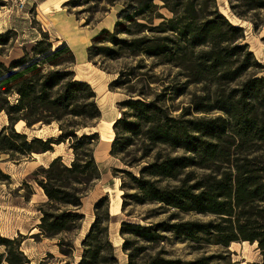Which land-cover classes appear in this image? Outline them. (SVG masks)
Listing matches in <instances>:
<instances>
[{"label":"trees","instance_id":"16d2710c","mask_svg":"<svg viewBox=\"0 0 264 264\" xmlns=\"http://www.w3.org/2000/svg\"><path fill=\"white\" fill-rule=\"evenodd\" d=\"M116 2L70 0L66 5L74 9L92 3L89 13ZM228 3L237 18L251 20L255 29L264 27V19L257 17L264 0ZM115 24L92 38L87 54L95 65L97 58L133 61L110 86L128 96L120 104L122 117L113 124L110 149L125 167L115 171L121 176L123 208L129 201L156 204L162 211L157 215L168 214L148 225L121 223L126 264H239L231 253L185 261L169 257L161 247L163 234L169 233L223 248L248 242L257 245L264 264V65L245 43L244 28L221 12L217 0H126ZM14 38L13 31L0 34V56ZM75 66L68 43L54 44L48 33L10 63L0 60V113L9 122L0 130V157L44 155L67 142L73 151L70 164L58 157L33 174L47 201L39 206L34 236L58 239L65 258L74 255L87 218L84 200L103 178L95 155L99 134L79 135L93 128L102 112L95 89L77 79ZM163 66L179 69L177 77L186 81L176 84L150 74ZM193 85H201L202 93H194L190 105L175 115L168 102ZM21 122L28 129L56 123L61 134L30 138L15 129ZM93 214L77 264H120L110 240L108 196L99 198ZM189 215L207 220H188ZM22 244L0 232V264H32Z\"/></svg>","mask_w":264,"mask_h":264},{"label":"rangeland","instance_id":"374dc122","mask_svg":"<svg viewBox=\"0 0 264 264\" xmlns=\"http://www.w3.org/2000/svg\"><path fill=\"white\" fill-rule=\"evenodd\" d=\"M45 0H0V31L5 30L9 23L19 24L23 28L25 18L32 21L31 26L46 34L43 28L50 29L49 38L54 44V37L66 36L74 45V53L77 55L76 66L73 68L77 79L92 84L97 94V101L102 112V118L93 123V128L82 129L79 135L83 133L99 134V144L96 148L95 155L97 161L103 171V178L98 182L95 190L85 198L83 212L87 218L83 224L82 232L76 237V251L72 257L65 258L60 254L58 239L35 238L38 234L37 225L40 223L41 215L39 206L47 202L43 196V192L36 184L33 174L41 167H47L50 162L58 157L63 158L64 164H70L73 159V151L70 148V142L64 143L57 147L55 145L54 152H50L40 156H30L21 159H11L9 155L0 157V232L5 238L23 240L22 251L25 252L32 264H77L81 260V241L89 230V226L94 220V206L99 198L108 196L110 199V210L113 213L114 200L120 203L119 212L113 213L110 224V240L117 247V256H119L120 264H126L127 256L121 250L123 239L120 236L121 223L128 221L133 224L148 225L154 221H161L167 218L168 214L157 215L161 213L160 205L136 204L129 201L123 208L124 192L122 191V181L119 173H115L117 169L125 168L122 163L110 155V149L114 138L113 124L122 117L120 104L128 99L122 91L111 89L110 86L117 78V72L124 68L127 64H131V59L123 58L118 61L103 60L97 58L93 62H89L87 50L92 45L93 36L101 32L104 28L113 30L119 10L125 4L126 0H117L114 6L106 3L95 6V12H87L90 4L86 7L71 9L66 5L70 0H48L40 7L38 11V3ZM24 2V8H20V3ZM221 12L230 18L235 25L244 28L246 34V44L254 52L255 57L264 65V27L255 29L251 20H241L233 15L228 0H217ZM165 15L170 14L163 10ZM256 14L249 17L256 18ZM257 17L264 19V11L258 12ZM237 19H233L232 17ZM22 22V23H20ZM78 40V47H75V41ZM17 38L9 46L5 47L0 60L10 63L22 54V48L30 47L32 43L23 44L16 42ZM152 60H146V64L151 65ZM107 70H104V69ZM179 69L170 67L157 68L150 74H156L160 80L166 79L168 82L176 84L184 83L186 80L183 76H178ZM146 73V72H145ZM150 76V75H149ZM168 76V78H167ZM264 76V73L261 75ZM153 87H155L153 85ZM202 86L193 85L189 87L188 92L184 96L169 101L168 105H172L175 115H180L181 108L190 105L194 93L201 94ZM217 116L219 114H210ZM202 116V115H201ZM81 122L80 119L77 121ZM8 118L4 113H0V130L8 126ZM42 128V130H40ZM15 129L18 132L28 134L30 138L35 136L49 139L53 137L58 139L61 132L58 124L54 123L49 127H40L36 125L33 129H28L25 123L21 122ZM137 173V171H135ZM117 174V175H116ZM112 215V214H111ZM188 220H207L202 216H185ZM148 218V219H147ZM164 242L161 244L169 257L185 260H196L205 255L223 254L228 256L232 254L234 262L239 264H260L263 260L262 253L257 249V245L250 243H233L228 248L217 245H209L203 242L193 243L187 240H178L173 233L163 234ZM218 264H226L220 261Z\"/></svg>","mask_w":264,"mask_h":264},{"label":"crops","instance_id":"0c3cea01","mask_svg":"<svg viewBox=\"0 0 264 264\" xmlns=\"http://www.w3.org/2000/svg\"><path fill=\"white\" fill-rule=\"evenodd\" d=\"M47 1L48 0H45V1H42V2L38 3V8H37L38 11H40V7L42 5H44ZM23 20H24L23 27L27 25L30 28H23V29H21L19 27L20 26L19 24L9 23L6 26V29L5 30L0 31V34L7 33L9 31H13V32H15L17 34V40H16V42H21L23 44H28V43L37 42V41L41 40V38H42V31H40L39 29H37L35 27H32L31 26L32 21L30 19L25 18ZM20 23H22V22H20ZM43 30L45 32L49 33L50 36H51L50 29L43 28ZM54 41H56L57 44H61L64 41L67 42L68 45L70 46V48L72 49V51L74 52V45L72 44V42H70V40H68V38L66 36H63L61 34V36L54 37ZM74 41H75V47H78V45H79L78 40L75 39ZM76 61H77V55H76Z\"/></svg>","mask_w":264,"mask_h":264},{"label":"bare ground","instance_id":"6f19581e","mask_svg":"<svg viewBox=\"0 0 264 264\" xmlns=\"http://www.w3.org/2000/svg\"><path fill=\"white\" fill-rule=\"evenodd\" d=\"M224 13V12H223ZM226 15V14H225ZM227 16V15H226ZM228 17V16H227ZM233 19H237L235 16L232 17ZM230 20V18H228ZM36 156H40V155H36ZM42 191V190H41ZM43 196L45 197V194H43ZM114 208H113V213H118L119 212V207H120V203L118 201L114 200ZM111 209V208H110ZM111 211V210H110ZM244 243H248V242H244ZM256 246V245H255Z\"/></svg>","mask_w":264,"mask_h":264},{"label":"built area","instance_id":"2783aa9c","mask_svg":"<svg viewBox=\"0 0 264 264\" xmlns=\"http://www.w3.org/2000/svg\"><path fill=\"white\" fill-rule=\"evenodd\" d=\"M24 6H25V3L24 2H21L20 3V8H24Z\"/></svg>","mask_w":264,"mask_h":264},{"label":"water","instance_id":"95a60500","mask_svg":"<svg viewBox=\"0 0 264 264\" xmlns=\"http://www.w3.org/2000/svg\"><path fill=\"white\" fill-rule=\"evenodd\" d=\"M35 127H36V126H35ZM35 127H34V128H35ZM40 130H42V128H41ZM110 213H111V211H110ZM111 214H112V216H113V213H111Z\"/></svg>","mask_w":264,"mask_h":264}]
</instances>
